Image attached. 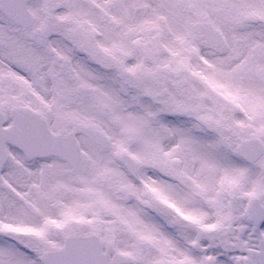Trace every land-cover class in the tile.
Masks as SVG:
<instances>
[{"label": "snow or ice", "instance_id": "6c2138e0", "mask_svg": "<svg viewBox=\"0 0 264 264\" xmlns=\"http://www.w3.org/2000/svg\"><path fill=\"white\" fill-rule=\"evenodd\" d=\"M0 264H264V0H0Z\"/></svg>", "mask_w": 264, "mask_h": 264}]
</instances>
